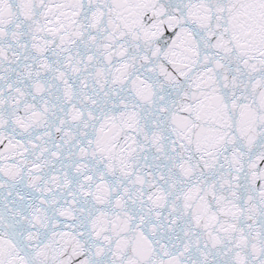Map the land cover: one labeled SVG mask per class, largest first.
<instances>
[{"label":"snow or ice","instance_id":"1","mask_svg":"<svg viewBox=\"0 0 264 264\" xmlns=\"http://www.w3.org/2000/svg\"><path fill=\"white\" fill-rule=\"evenodd\" d=\"M0 264H264V0H0Z\"/></svg>","mask_w":264,"mask_h":264}]
</instances>
